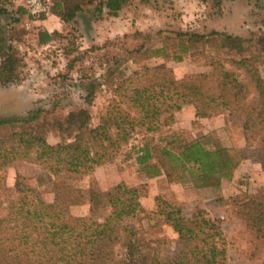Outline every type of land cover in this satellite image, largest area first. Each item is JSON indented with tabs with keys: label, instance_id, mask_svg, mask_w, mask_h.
Segmentation results:
<instances>
[{
	"label": "rangeland",
	"instance_id": "obj_1",
	"mask_svg": "<svg viewBox=\"0 0 264 264\" xmlns=\"http://www.w3.org/2000/svg\"><path fill=\"white\" fill-rule=\"evenodd\" d=\"M71 1L77 2L81 11L68 23L52 13L42 20L24 14L18 23L4 29L10 39L3 43L1 52L8 54L11 45L20 64L12 73V82H0V118L38 110V119L26 126L42 134L50 144L74 136L75 131L66 130L65 125L60 130V124L71 112L86 109L88 126H95L115 86L132 80L135 72L145 67L163 65L179 79L211 73L213 61L229 68V60L246 59L264 82V50L257 44L258 38L264 36V0H126L116 16L106 10L97 13L100 0ZM3 2L8 14L0 17V27H6L11 16H15L21 1ZM44 29L50 32L51 39L39 43L38 32ZM214 31L251 41L243 43L240 52H229L221 47L219 35L205 44L176 37L180 32L209 36ZM1 60L0 55V63ZM89 92L91 103L87 104L84 97ZM196 112L193 105L183 106L174 114V123L161 134L135 135L111 161L67 179L66 183L83 196L81 204L68 207V215H87L92 181L101 190L123 182L140 191L142 211L122 223L133 230L131 241L140 264H149L153 255L176 254L177 234L156 214L157 196L177 201L186 217L200 211L206 218L217 220L228 253L227 264H264V249L251 255V233L237 214L238 206L249 199L264 212V170L253 156V147L244 148L242 118L226 113L199 118ZM18 124L1 126L0 138L20 129L22 124ZM193 141L210 150L225 148L235 157L240 149H245L249 156L246 166L239 176L221 180L215 188L195 186L189 178L168 182L166 174L174 171L168 166L162 169L154 151L148 164L158 166L159 175L149 176L152 170L136 163L138 148L145 143L154 148L165 144L175 148L178 143ZM2 176L12 196L18 191L15 184L21 182L35 188L46 203L54 198V177L31 160L7 168ZM126 250L119 244L113 247L116 264L127 262Z\"/></svg>",
	"mask_w": 264,
	"mask_h": 264
},
{
	"label": "trees",
	"instance_id": "obj_2",
	"mask_svg": "<svg viewBox=\"0 0 264 264\" xmlns=\"http://www.w3.org/2000/svg\"><path fill=\"white\" fill-rule=\"evenodd\" d=\"M3 1L0 17L8 14ZM20 1L14 11L16 17L11 16L6 27H0L2 84L15 79L12 73L20 64L11 45H8V54L1 52L3 43L10 39L4 29L27 14ZM125 3L126 0H100L96 11L100 14L106 10L116 16ZM79 11L81 6L71 0L51 2L50 13L63 23L72 21ZM211 34L180 32L176 37L205 44L219 35L221 47L229 52H240L242 44L251 41L215 31ZM50 39L47 30L38 32L39 43ZM257 44L264 50V36L258 38ZM229 62L226 68L222 62L213 61L211 73L190 74L179 79L163 65L142 68L132 80L115 86L95 126H88L86 109L68 114L60 130H64V125L66 130H74L71 140L61 139L50 144L42 134L28 128L27 123L38 119V110H29L24 116L0 118V127L22 124L8 137L0 138V264H116L113 247L117 244L127 249L125 264H140L135 243L131 241L133 230L122 225L142 211L139 189L120 182L101 190L92 181L87 215L70 216L68 207L81 204L83 196L66 181L111 161L135 135L161 134L174 123V114L185 105H193L199 118L223 113L240 116L244 148L253 147V156L264 170V82L248 60ZM90 93L84 97L87 104L91 103ZM245 149H240L235 157L225 148L210 150L198 141L178 143L175 148L167 144L154 148L145 143L138 148L135 160L144 169L152 170L149 176H157L161 169L148 164L155 152L160 167L168 166L174 171L166 174L168 182L189 178L195 186L218 188L221 180H230L240 162L249 158ZM26 160L42 165L54 177L52 202L46 203L35 188L23 186L21 182L15 184L16 194H9L11 189L4 184L2 175L7 168ZM155 201L156 214L177 234L176 254L173 257L153 255L149 264H227L228 253L217 220L206 218L200 211L186 217L181 205L173 199L157 196ZM237 214L251 233V255L259 253L264 249V212L249 199L238 206Z\"/></svg>",
	"mask_w": 264,
	"mask_h": 264
},
{
	"label": "built area",
	"instance_id": "obj_3",
	"mask_svg": "<svg viewBox=\"0 0 264 264\" xmlns=\"http://www.w3.org/2000/svg\"><path fill=\"white\" fill-rule=\"evenodd\" d=\"M52 0H22L29 17L48 16Z\"/></svg>",
	"mask_w": 264,
	"mask_h": 264
},
{
	"label": "crops",
	"instance_id": "obj_4",
	"mask_svg": "<svg viewBox=\"0 0 264 264\" xmlns=\"http://www.w3.org/2000/svg\"><path fill=\"white\" fill-rule=\"evenodd\" d=\"M44 23L47 22V19L43 20ZM49 29V28H48ZM240 147V146H239ZM248 159H244L243 161L240 162V164L237 166V168L234 170L233 172V177H237L239 176L242 172V170L244 169V167L246 166L245 162H247ZM232 180V178H231Z\"/></svg>",
	"mask_w": 264,
	"mask_h": 264
}]
</instances>
